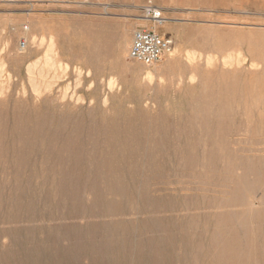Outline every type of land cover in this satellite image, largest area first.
<instances>
[{
    "label": "rangeland",
    "instance_id": "rangeland-1",
    "mask_svg": "<svg viewBox=\"0 0 264 264\" xmlns=\"http://www.w3.org/2000/svg\"><path fill=\"white\" fill-rule=\"evenodd\" d=\"M0 264H264V0H0Z\"/></svg>",
    "mask_w": 264,
    "mask_h": 264
},
{
    "label": "built area",
    "instance_id": "built-area-1",
    "mask_svg": "<svg viewBox=\"0 0 264 264\" xmlns=\"http://www.w3.org/2000/svg\"><path fill=\"white\" fill-rule=\"evenodd\" d=\"M63 1L71 2L72 0ZM81 1L86 2L87 0ZM142 11L144 18L148 21V26H141L135 29L128 55L136 62L150 65L158 62L173 49V40L171 37L161 35L157 31L166 19L160 7L149 1L142 7ZM25 46V40H20L18 47L23 50Z\"/></svg>",
    "mask_w": 264,
    "mask_h": 264
},
{
    "label": "crops",
    "instance_id": "crops-1",
    "mask_svg": "<svg viewBox=\"0 0 264 264\" xmlns=\"http://www.w3.org/2000/svg\"><path fill=\"white\" fill-rule=\"evenodd\" d=\"M87 8H89L90 11H86L84 14H88V13H89V14H91L92 16H93V15H96V14H99V13H100L99 10H100L101 8H103V11H101V12H104V13L106 12V9H105L106 6H105V7H102V6H101V7L90 6V7H87ZM86 10H87V9H86ZM101 10H102V9H101ZM81 15H82V14H81ZM132 37H133V35H132Z\"/></svg>",
    "mask_w": 264,
    "mask_h": 264
},
{
    "label": "bare ground",
    "instance_id": "bare-ground-1",
    "mask_svg": "<svg viewBox=\"0 0 264 264\" xmlns=\"http://www.w3.org/2000/svg\"><path fill=\"white\" fill-rule=\"evenodd\" d=\"M174 54H175V49H172L169 53L166 54V57H170V59H171L174 56ZM146 75H147L148 78H150V77H152V72L148 71L146 73Z\"/></svg>",
    "mask_w": 264,
    "mask_h": 264
}]
</instances>
